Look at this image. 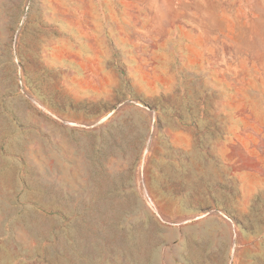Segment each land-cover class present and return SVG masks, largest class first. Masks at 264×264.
I'll use <instances>...</instances> for the list:
<instances>
[{
	"label": "rangeland",
	"instance_id": "1",
	"mask_svg": "<svg viewBox=\"0 0 264 264\" xmlns=\"http://www.w3.org/2000/svg\"><path fill=\"white\" fill-rule=\"evenodd\" d=\"M0 264H264V0H0Z\"/></svg>",
	"mask_w": 264,
	"mask_h": 264
}]
</instances>
